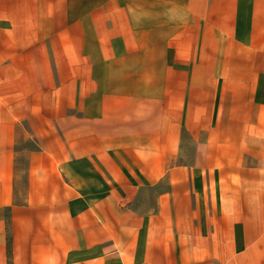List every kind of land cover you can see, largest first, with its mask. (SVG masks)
<instances>
[{"label": "crops", "instance_id": "1", "mask_svg": "<svg viewBox=\"0 0 264 264\" xmlns=\"http://www.w3.org/2000/svg\"><path fill=\"white\" fill-rule=\"evenodd\" d=\"M0 264H264V0H0Z\"/></svg>", "mask_w": 264, "mask_h": 264}]
</instances>
